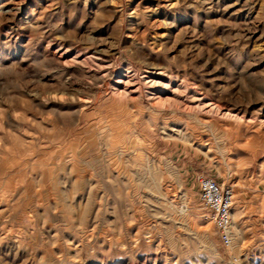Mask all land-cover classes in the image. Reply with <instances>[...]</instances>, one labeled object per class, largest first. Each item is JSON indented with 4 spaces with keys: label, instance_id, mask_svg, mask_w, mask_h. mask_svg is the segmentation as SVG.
<instances>
[{
    "label": "rangeland",
    "instance_id": "1",
    "mask_svg": "<svg viewBox=\"0 0 264 264\" xmlns=\"http://www.w3.org/2000/svg\"><path fill=\"white\" fill-rule=\"evenodd\" d=\"M0 264H264V0H0Z\"/></svg>",
    "mask_w": 264,
    "mask_h": 264
},
{
    "label": "built area",
    "instance_id": "2",
    "mask_svg": "<svg viewBox=\"0 0 264 264\" xmlns=\"http://www.w3.org/2000/svg\"><path fill=\"white\" fill-rule=\"evenodd\" d=\"M198 185V201L203 210L207 211L219 241L224 248H230L232 236L231 209L234 203V190L221 186L214 179L196 176Z\"/></svg>",
    "mask_w": 264,
    "mask_h": 264
},
{
    "label": "bare ground",
    "instance_id": "3",
    "mask_svg": "<svg viewBox=\"0 0 264 264\" xmlns=\"http://www.w3.org/2000/svg\"><path fill=\"white\" fill-rule=\"evenodd\" d=\"M56 53V52H55ZM78 57V56H77ZM81 62V61H80ZM95 61H94V59L93 58H87L86 60H84V61H82V64H88V63H94ZM95 64V63H94ZM107 66V65H106ZM147 74H149V75H147V77L145 78V80H147V84L149 85L150 84V86L151 87H153V88H155V87H158V86H162L163 85V82H161V81H157V80H155V76H159V74L157 75L155 72H152V73H147ZM161 75V74H160ZM151 76V77H150ZM154 76V77H153ZM165 78V77H164ZM113 87H114V91L116 92V94H120V95H122V94H126L127 92L128 93H130V94H132V93H136L137 91V87H136V83L134 82V77H133V74L131 73V72H129V71H124V73H121V74H119L118 75V78H117V80L115 81V83H114V85H113ZM136 89V90H135ZM134 90V91H133ZM176 91H182V87L181 86H177V88H176ZM179 92V93H180ZM181 93H184V92H181ZM171 94H174V93H171ZM150 96H152L154 99H156V100H158L159 102H171L172 101V103L173 102H175L174 104H176V105H178V106H180L181 108H183V107H185L184 106V104L182 103V102H180V101H176L175 100V98H174V100H171L169 97H167V98H163V97H161V96H159V95H157L156 94V92L155 91H153L152 90V93L150 94ZM163 96V95H162ZM196 99V97L195 96H192V100H195ZM200 107V106H199ZM186 108V107H185ZM205 108L206 109H208V111L207 112H209V113H211L212 111H215V113L217 114V115H223L224 117H226V118H235L236 116H232L230 113H228V112H226L227 114H222L221 112H220V110L218 109V108H216V107H213L211 104H206L205 105ZM206 113V112H205ZM243 120V119H242ZM237 214V213H236ZM236 214H235V216H233L234 218H236ZM234 223V222H233ZM233 226H232V224H231V226H230V233H231V236H232V232H231V228H232ZM235 227V226H234ZM234 229V228H233Z\"/></svg>",
    "mask_w": 264,
    "mask_h": 264
}]
</instances>
